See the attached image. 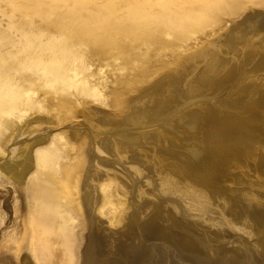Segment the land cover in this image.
<instances>
[{
	"label": "bare ground",
	"instance_id": "obj_1",
	"mask_svg": "<svg viewBox=\"0 0 264 264\" xmlns=\"http://www.w3.org/2000/svg\"><path fill=\"white\" fill-rule=\"evenodd\" d=\"M163 12L143 16L137 30L146 39L106 38L76 64L81 80L69 94L79 100L61 84L58 102L0 105V117L16 109L0 133V174L21 199L10 210L12 190L3 191L0 216L14 219L0 264H54L46 240L57 246V264H151L134 252L155 246L152 257L177 260L164 264H180L183 253L202 264H264L256 258L264 255V194L253 195L264 191V7H247L221 35L205 34L197 53L168 57L155 47L162 38L172 34L181 47L196 37L200 46L203 29L172 23L177 13L162 22ZM103 47L120 53L103 59ZM72 65L65 59L51 71L68 76ZM104 66L116 68L111 83L97 77L86 86ZM190 193L202 212L182 203ZM235 235L232 251L219 245Z\"/></svg>",
	"mask_w": 264,
	"mask_h": 264
},
{
	"label": "rangeland",
	"instance_id": "obj_2",
	"mask_svg": "<svg viewBox=\"0 0 264 264\" xmlns=\"http://www.w3.org/2000/svg\"><path fill=\"white\" fill-rule=\"evenodd\" d=\"M247 7L263 8L264 0H0V105L9 103L14 106L18 98L22 100V104L29 99L44 102L50 98L58 102L63 97L56 91L61 84L69 86L68 94L63 93L67 95L66 98L79 100L77 96L69 94L81 80L82 74L75 67L76 64L90 59L91 55L99 50L97 43L104 42L106 38L122 44L146 39L144 38L146 34L143 35L137 30L138 26L146 22L143 16H160V13L164 11L163 16L159 17L162 22L163 20L172 22L171 16L175 13L177 15L172 23L181 24L187 19L195 21L203 29L199 32L203 38L202 45L199 46L194 37L189 41L181 42L183 46L176 47L174 44L179 38L170 34L162 38L155 46L166 49L163 53L164 57L175 54L188 56L197 53L199 49L207 45L209 41L205 34L209 37L214 34L221 35L229 27L228 20H239ZM226 8L228 12L223 13ZM167 27L170 28V24L157 25L151 27L148 32L151 36H155L163 30L162 28ZM192 27L193 25L186 24L184 33L187 35ZM102 50L104 51L103 59L120 53L116 49L106 51L103 47ZM79 54L82 56H77ZM65 59H69L74 64L70 67L68 76L62 74V71L61 73L51 71L53 66H60ZM114 69H116L114 66H104L95 73L91 72L87 74L88 78L84 80V84L93 86L97 77H102L104 84L111 83L112 79L108 73ZM50 89L51 91H47ZM16 91L20 92L19 96ZM15 111L16 109L8 110L0 117V133L5 126L11 124L9 122L14 117ZM1 153H3V146L0 147ZM5 189L12 190L10 196V210H12L14 203H20L21 199L0 174V206ZM68 191L73 192V189L69 188ZM253 192L254 196L264 194L260 187L254 188ZM195 197L190 193L188 198L182 200V203L190 205L194 210H199L202 207L196 205ZM145 201L147 202L148 198ZM33 207L34 205L31 204L30 209ZM1 212L3 215L0 216V240L13 232L14 219L8 211ZM223 213L226 215L227 210H223ZM212 216L215 214L213 213ZM32 218L36 217L32 216ZM158 223L156 220L152 222L153 230L157 229V225L159 227ZM228 226L236 227L233 223H229ZM54 232L58 233L56 229ZM260 239L264 241V235ZM152 241L151 244L158 242ZM232 241L239 244V236L235 235L219 245H224L229 252L232 251L230 246ZM45 244L51 252L54 264H57L56 244L47 240ZM29 245L39 258V249L34 236L30 239ZM156 247L157 250L153 253L145 250L140 253V250L135 251L134 257L140 259V256L146 255L147 260L151 258L153 262L151 264L177 261L172 253L167 256L168 258L162 255L165 261L163 257H152L160 254L159 248ZM238 253L240 256L243 254L241 248ZM180 256V264H202L195 259L196 254L183 253ZM256 258L264 263V255ZM71 264H75L74 261Z\"/></svg>",
	"mask_w": 264,
	"mask_h": 264
}]
</instances>
